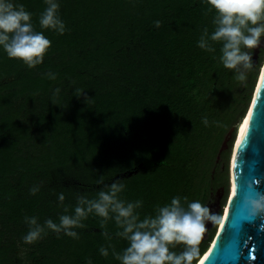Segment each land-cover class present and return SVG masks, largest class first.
Returning <instances> with one entry per match:
<instances>
[{
    "label": "trees",
    "instance_id": "16d2710c",
    "mask_svg": "<svg viewBox=\"0 0 264 264\" xmlns=\"http://www.w3.org/2000/svg\"><path fill=\"white\" fill-rule=\"evenodd\" d=\"M12 2L32 14L51 47L32 69L0 47V264H22L15 255L22 247L25 264H120L113 252L128 242L114 219L101 227L95 214L73 229L78 238L46 229L37 242H23L25 217L58 224L74 214L79 196L94 199L113 182L124 185L119 199L142 202L141 220L174 197L210 208L222 187L226 206L235 125L257 75L241 84L220 63L219 43L215 52L198 47L204 28L214 29L207 0H56L62 35L40 28L44 0ZM251 54L247 79L256 68ZM263 59L264 49L257 66ZM67 177L80 188L52 187ZM221 217L205 230L193 264L211 248Z\"/></svg>",
    "mask_w": 264,
    "mask_h": 264
},
{
    "label": "clouds",
    "instance_id": "9594fccd",
    "mask_svg": "<svg viewBox=\"0 0 264 264\" xmlns=\"http://www.w3.org/2000/svg\"><path fill=\"white\" fill-rule=\"evenodd\" d=\"M44 2L46 8L39 18L40 28L64 34L65 25L58 15L60 5L56 0ZM207 4L209 11L214 12V29L209 33L204 28L198 47L215 52L213 45L219 43L220 63L232 70L234 79L243 84L254 66L251 50L257 48L264 37V0H207ZM155 23L157 27L160 26L159 21ZM0 47L10 59L19 60L32 69L43 63L51 41L42 31L35 30L32 14L22 4L0 0ZM46 75L50 79L56 78L53 73ZM59 91V88L55 89L54 95ZM82 96L87 103L89 98L86 92H80L76 97ZM202 123L208 126L209 121L205 117ZM123 187V184L113 182L107 191L101 190L94 199L79 196L74 214L61 215L58 224L51 219L40 224L36 217H25L28 232L23 242H37L46 229L78 238L73 229L83 228L82 221L89 214H95L102 218L101 227L109 219H114L120 229L116 235L128 242L122 253L113 252L120 264H193V260L199 256V243L206 230V221L215 222L217 215L199 201L187 202V197H184L185 203H182L180 197H174L170 204L158 207L154 217L141 220L136 209L141 207L142 202L119 199L118 194ZM38 190V187H33L30 192L35 195ZM58 199L63 202L64 194L60 193ZM246 204L250 207L251 217L264 213V196L248 199ZM64 211L67 213L68 209ZM261 227L264 228V225ZM102 234L111 239L106 231ZM181 245L183 249L180 252L172 250ZM100 253L108 256V250L104 247L100 248Z\"/></svg>",
    "mask_w": 264,
    "mask_h": 264
},
{
    "label": "water",
    "instance_id": "95a60500",
    "mask_svg": "<svg viewBox=\"0 0 264 264\" xmlns=\"http://www.w3.org/2000/svg\"><path fill=\"white\" fill-rule=\"evenodd\" d=\"M260 78L250 107L253 115L248 118V137L238 148L242 140L240 136L233 148V195L221 223H227L226 230L219 238L217 248L208 250V255L205 254L206 257L198 264H264V228L261 227L264 225V213L253 218L246 204L248 199L264 196V67ZM228 141L224 142L222 150L228 148ZM217 208H221V196L217 198ZM212 227L210 225L206 231Z\"/></svg>",
    "mask_w": 264,
    "mask_h": 264
},
{
    "label": "rangeland",
    "instance_id": "374dc122",
    "mask_svg": "<svg viewBox=\"0 0 264 264\" xmlns=\"http://www.w3.org/2000/svg\"><path fill=\"white\" fill-rule=\"evenodd\" d=\"M263 49H264V37L261 38V43H260V45H259L257 48H255V49L252 50V51H253V57H254V59H255V63H256V68L253 70V72L249 73V78L246 80L247 82H250V84H251L254 75H257V81H256V85H255V87H254V91H253V96H252V98H254L255 91H256V89H257L259 83H260V80H261V78H260V77H261V72H262V69H263V67H264V59H263L262 62L259 64V66H257L258 63H259V57H260V55L262 54ZM251 103H252V100H251V102H250V106H249V108H248V111H247L245 117L242 118L241 120H239V121L237 122V124L235 125V127H236V128H235V129H236V139H235V141H234L233 148L235 147V144H236L238 138H239L240 135H241V134H240V129H241V127L244 126V121H245V119H247V117H249L250 107L252 106ZM233 130H234V129H233ZM233 148H232L231 158H232V154H233ZM231 158H230V164H231ZM117 179H119V178H117ZM230 181H231V180H230ZM51 185H52V187L55 188V189H56V188L58 189L59 187H66V188L79 187V188H80V186H78V181H76L75 179L70 178V177H67V178H61V179L56 178L55 181H53V183H52ZM232 188H233V186L231 187V190H230V197H229V199H228V202H227L226 206H225L223 209H222V207L219 208V209L217 208V199H216V200L210 205V208H209V209H210V211H211L213 214H216V213H217V209H218V215H219V213L222 211V217H221V220H220L219 226H220L221 223L223 222V219H224V216H225V212H226L227 209H228V204H229L230 198H231V196L233 195ZM80 190H81V189H80ZM218 215H217V220H218ZM217 220H216L215 222L206 221V229H207V227H209L210 225H213V226H214V225L216 224ZM219 226H218V227H219ZM221 226H222V225H221ZM220 228H221V227H220ZM219 232H220V229H219V231H218V229H217L216 236H215V238L213 239L214 242L217 240V236H218ZM212 244H213V243H212ZM212 244H211V246H212ZM211 246H210V247H211ZM27 251H28V249L22 247V248H20L19 250H17V251L15 252V253H16L15 255L17 256V262L20 261V262H22V264H25V263L28 262V260L26 259V255H25V253H26Z\"/></svg>",
    "mask_w": 264,
    "mask_h": 264
},
{
    "label": "snow or ice",
    "instance_id": "6c2138e0",
    "mask_svg": "<svg viewBox=\"0 0 264 264\" xmlns=\"http://www.w3.org/2000/svg\"><path fill=\"white\" fill-rule=\"evenodd\" d=\"M252 115H253V113L250 112V113H249V118H251ZM249 127H250V120H249V119H245V121H244V126L241 127V129H240V134H241L242 140H241V142L238 143V145H237L238 148H241V147L243 146V141L247 139V137H248V132H249ZM234 194H235V193H234ZM233 202H234V201H233ZM229 218H230V216H229ZM226 225H227V223L222 224V226H221V236H220V239L222 238V234H223L224 231L226 230ZM218 243H219V241H218L217 244L214 246L215 248H217ZM245 247H248V245L246 244ZM206 259H207V258H206ZM202 264H203V262H202Z\"/></svg>",
    "mask_w": 264,
    "mask_h": 264
},
{
    "label": "flooded vegetation",
    "instance_id": "af4514ba",
    "mask_svg": "<svg viewBox=\"0 0 264 264\" xmlns=\"http://www.w3.org/2000/svg\"><path fill=\"white\" fill-rule=\"evenodd\" d=\"M223 168H225V166ZM230 180H229V182H230V190H231V187L233 186V179H232V172H231V164H230ZM232 191H233V188H232ZM225 194H226V188L225 187L220 188L218 197L221 196V201L224 198ZM229 197H230V192H229V196L227 198L226 204L228 202Z\"/></svg>",
    "mask_w": 264,
    "mask_h": 264
},
{
    "label": "bare ground",
    "instance_id": "6f19581e",
    "mask_svg": "<svg viewBox=\"0 0 264 264\" xmlns=\"http://www.w3.org/2000/svg\"><path fill=\"white\" fill-rule=\"evenodd\" d=\"M257 88H258V87H257ZM248 118H249V117H247V119H248ZM240 136H241V135H240ZM220 234H221V228H220V232H219V234H218V236H217V240H216L215 242H213V244H212L211 248L209 249V251H210L212 248H214V246H215L216 243L218 242V240H219V238H220ZM208 253H209V252H207L206 255H208ZM206 255L204 256V258L206 257ZM204 258H203V259H204ZM201 261H202V260H201ZM201 261H200V262H201ZM200 262H199V263H200Z\"/></svg>",
    "mask_w": 264,
    "mask_h": 264
}]
</instances>
